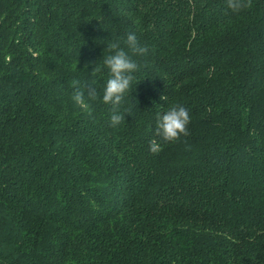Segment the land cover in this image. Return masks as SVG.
Returning a JSON list of instances; mask_svg holds the SVG:
<instances>
[{"label": "trees", "instance_id": "obj_1", "mask_svg": "<svg viewBox=\"0 0 264 264\" xmlns=\"http://www.w3.org/2000/svg\"><path fill=\"white\" fill-rule=\"evenodd\" d=\"M129 33L149 52L112 127ZM174 105L189 135L165 143ZM0 264H264V0H0Z\"/></svg>", "mask_w": 264, "mask_h": 264}, {"label": "clouds", "instance_id": "obj_2", "mask_svg": "<svg viewBox=\"0 0 264 264\" xmlns=\"http://www.w3.org/2000/svg\"><path fill=\"white\" fill-rule=\"evenodd\" d=\"M226 6L233 13H238L249 6V0H226ZM107 50L109 54L103 57V68L108 70V78L103 89L102 101L111 106L110 125L116 127L125 121V112L120 111L121 105L125 94L129 92L136 80L134 73L139 70V65L133 56H145L149 48L138 42L135 33H129L126 39L110 41L107 44ZM101 70V66L96 64L91 75L95 76ZM89 85H95V81H91ZM71 87L73 88L71 98L74 104L92 118L93 107L90 101L98 98L96 88L91 86L86 88L85 83L82 84L79 79H73ZM161 99H164V96ZM190 121L189 111L184 106L174 105L162 116L157 117L155 135L165 143H175L182 136L189 135ZM149 150L154 154L158 153L161 150L160 144L156 140L150 141Z\"/></svg>", "mask_w": 264, "mask_h": 264}]
</instances>
